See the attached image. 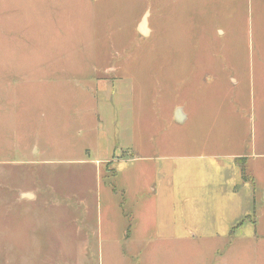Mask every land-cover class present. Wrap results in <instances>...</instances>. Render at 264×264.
I'll list each match as a JSON object with an SVG mask.
<instances>
[{
    "label": "rangeland",
    "instance_id": "1",
    "mask_svg": "<svg viewBox=\"0 0 264 264\" xmlns=\"http://www.w3.org/2000/svg\"><path fill=\"white\" fill-rule=\"evenodd\" d=\"M0 264H264V0H0Z\"/></svg>",
    "mask_w": 264,
    "mask_h": 264
},
{
    "label": "water",
    "instance_id": "2",
    "mask_svg": "<svg viewBox=\"0 0 264 264\" xmlns=\"http://www.w3.org/2000/svg\"><path fill=\"white\" fill-rule=\"evenodd\" d=\"M146 18H147V15L145 14L141 23L139 24L138 26V31L142 34V35H146V30H145V26H146ZM185 120V117L183 116L182 114V110L181 108H178L175 110V113H174V121L178 124H182ZM21 198H27V199H30V195H27V194H24V195H21Z\"/></svg>",
    "mask_w": 264,
    "mask_h": 264
},
{
    "label": "crops",
    "instance_id": "3",
    "mask_svg": "<svg viewBox=\"0 0 264 264\" xmlns=\"http://www.w3.org/2000/svg\"><path fill=\"white\" fill-rule=\"evenodd\" d=\"M178 109V108H177ZM182 110V109H181ZM182 114H183V111H182ZM183 116L185 117V120H184V122L183 123H185L186 121H187V118H186V116L183 114ZM173 121H174V116H173ZM175 122V121H174ZM176 123V122H175ZM178 124V123H177ZM253 155H250V156H241V157H237V158H242V157H245V158H248L247 159V162H248V160L252 157ZM257 155H254V157H256ZM252 159V158H251ZM135 235L134 234H132V233H129L126 237L128 238V239H130V238H132V237H134ZM146 240H148V241H145L146 243H150V241L153 239L151 236H149L148 238H145ZM158 239V238H157ZM85 251H86V249H85ZM84 251V252H85Z\"/></svg>",
    "mask_w": 264,
    "mask_h": 264
},
{
    "label": "trees",
    "instance_id": "4",
    "mask_svg": "<svg viewBox=\"0 0 264 264\" xmlns=\"http://www.w3.org/2000/svg\"><path fill=\"white\" fill-rule=\"evenodd\" d=\"M241 166V165H240ZM240 173H241V179L243 180V182H247L248 179L246 178L245 176V169H244V166H241L240 167Z\"/></svg>",
    "mask_w": 264,
    "mask_h": 264
}]
</instances>
